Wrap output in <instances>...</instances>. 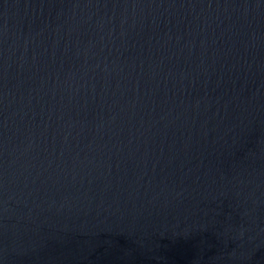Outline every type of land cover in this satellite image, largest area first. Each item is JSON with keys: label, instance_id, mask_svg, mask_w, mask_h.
<instances>
[{"label": "water", "instance_id": "1", "mask_svg": "<svg viewBox=\"0 0 264 264\" xmlns=\"http://www.w3.org/2000/svg\"><path fill=\"white\" fill-rule=\"evenodd\" d=\"M0 264H264V0H0Z\"/></svg>", "mask_w": 264, "mask_h": 264}]
</instances>
